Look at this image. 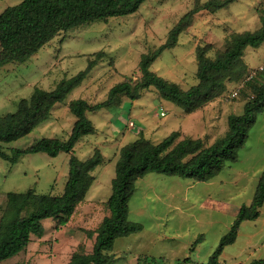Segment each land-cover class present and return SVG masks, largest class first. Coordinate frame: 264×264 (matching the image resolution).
<instances>
[{
  "label": "rangeland",
  "instance_id": "obj_1",
  "mask_svg": "<svg viewBox=\"0 0 264 264\" xmlns=\"http://www.w3.org/2000/svg\"><path fill=\"white\" fill-rule=\"evenodd\" d=\"M21 1L0 0V13ZM198 1L202 5L209 0H149L134 14L111 18L108 22L98 21L68 35L60 34L25 64L1 68L0 114L7 115L14 113L19 102L30 98L35 89L53 90L62 79L85 70L89 59H95L97 52L107 53L84 82L56 104L47 121L24 138L3 143L5 150L25 149L43 138L67 140L76 120L68 104L77 99L100 103L125 77L137 78L141 55L164 44L170 30ZM263 6L264 0H238L214 13L200 12L180 35L178 45L164 51L152 64V70L183 89L196 85L197 46L211 44L208 55L215 58L224 51L233 33L253 32L261 26ZM246 61L249 72L256 70L264 62V45L259 49L248 48ZM238 83H229L225 94L213 104V110H203L202 114L197 113L199 116H177L174 109L184 111L162 99L153 88L136 101L127 98L119 107L89 113V119L98 130L78 143L75 155L84 160L100 148L107 160L106 165L94 173V192L87 193L86 202L69 225L71 228L64 226L58 230L56 221L44 220L43 241L34 238L30 252L5 264H66L80 244L91 248L92 240L84 231L95 230L108 215L105 202L112 192L113 158L123 142L120 138L128 127L133 129L130 118L140 117L142 127H148L146 137L155 144L178 131L180 139L201 138L209 146L225 135L231 114L243 113L247 101L242 93L245 89L237 98L228 97ZM161 112L166 116L161 117ZM137 136L135 131L127 135ZM105 140L101 148L97 142ZM126 140L124 143L132 139ZM69 158L66 153L55 158L43 153L32 154L15 165L0 158V217L5 194L9 192L33 189L37 194L61 195L68 180ZM263 172L264 113L258 116L238 160L228 163L212 180L198 182L157 173L139 179L129 203V220L142 225L143 229L116 240L112 251L114 264L207 263L234 224L239 209L251 204ZM260 212L258 219L241 224L236 242L227 246L220 256L221 263L250 264L264 259V206Z\"/></svg>",
  "mask_w": 264,
  "mask_h": 264
},
{
  "label": "trees",
  "instance_id": "obj_2",
  "mask_svg": "<svg viewBox=\"0 0 264 264\" xmlns=\"http://www.w3.org/2000/svg\"><path fill=\"white\" fill-rule=\"evenodd\" d=\"M147 1L22 0L17 5L9 6L0 13V69L11 64H25L60 34L68 35L98 21L108 22L111 18L134 14ZM237 1L209 0L202 5L198 1L170 30L164 44L141 55L137 78L125 77L110 89L103 102L92 104L84 99L72 100L68 109L76 120L67 140L43 138L25 149L13 148L9 152L2 146L3 143L26 137L47 121L56 104L63 102L84 82L107 55L106 52H97L95 59H89L85 70L72 78L62 79L53 90L35 89L30 98L19 102L14 113L0 114L2 160L15 165L24 156L32 154L43 153L52 158L62 153L70 155L68 180L61 195L37 194L33 189L5 194L6 202L0 217V264L25 252L32 237L42 238L45 234L44 220L53 219L59 230L70 222L77 208L85 202L95 180L96 169L105 165L99 149L85 160L75 155L76 145L84 137L97 132L88 117L89 113L96 114L119 107L123 98L136 101L144 91L153 88L162 99L189 115L214 103L225 94L229 83H238L249 74L250 68L245 61L247 49H259L264 45V6L260 15L261 26L253 32L233 33L224 51L219 52L215 58L208 55L212 49L211 44L197 46L198 83L189 89H183L151 68L164 51L178 45L180 35L191 26L200 12L206 10L214 13ZM244 89L242 93L247 101L243 113L231 114L225 135L209 146L201 138L180 139L178 131L157 144L139 132L136 141L123 146L115 166L111 196L105 202L108 215L95 230L84 231L92 240V247L80 244L67 264H114L112 251L116 240L142 231V225L129 220V203L136 193L139 179L157 173L208 182L218 176L228 163H235L240 150L248 142L258 116L264 113V71L247 81ZM263 206L264 172L251 204L240 208L234 224L205 264H222L219 258L227 246L236 242L241 224L258 219ZM251 264H264V259L255 260Z\"/></svg>",
  "mask_w": 264,
  "mask_h": 264
},
{
  "label": "crops",
  "instance_id": "obj_3",
  "mask_svg": "<svg viewBox=\"0 0 264 264\" xmlns=\"http://www.w3.org/2000/svg\"><path fill=\"white\" fill-rule=\"evenodd\" d=\"M20 3V2H19ZM15 5H17V4H15ZM12 6H14V5H12ZM247 53V52H246ZM245 61H246V56H245ZM246 63H247V61H246ZM248 64V63H247ZM138 76H139V74H138ZM150 90H153V89H150ZM146 91H148V90H146ZM145 92V91H144ZM143 95V94H142ZM142 97V96H141ZM106 99V98H105ZM125 99H127V98H123V101H122V103L124 102V100ZM103 102V101H102ZM215 103V102H214ZM214 103H211V104H209L208 106H206L204 109H202L201 111H199V112H195V113H192V114H197V113H200L201 112V114H202V112H203V110H209L210 108L213 110V104ZM174 112L176 113V115L177 116H180L181 118H184V117H188L189 115H192V114H189V115H187V114H184V113H180V112H177L175 109H174ZM162 113V112H161ZM156 115H158V114H156ZM160 116H161V114H160ZM165 116H166V114H165ZM165 116H161V117H165ZM196 116H199L198 114L196 115ZM201 117V116H200ZM203 117H201V119H202ZM140 117H137V118H130V120H129V122H133L134 123V125L136 124V126L135 127H133V129H131V128H129L128 127V129H127V131L124 133V137H121L120 138V141H123V142H121L122 144H119V152H118V154L116 155V156H114V158H113V160H114V163H115V166H116V163H117V161H118V159H119V153H120V150H121V148L123 147V146H125V145H127V144H130V143H132V142H134V141H136L138 138H139V135H138V133L139 132H142L143 134H144V136H145V138H147L148 139V137H146V134H147V130H148V127L147 128H143L142 127V124L140 123ZM202 121V120H201ZM95 125V124H94ZM98 130V129H97ZM133 131H135L136 132V135H138L137 137H127V135H129V133H131V132H133ZM85 138V137H84ZM83 138V139H84ZM126 138H129V139H132L131 140V142H127V143H124V141H127L126 140ZM82 139V140H83ZM81 140V141H82ZM149 140V139H148ZM80 141V142H81ZM79 142V143H80ZM105 142H107V140H105L104 142H97L98 143V145L102 148V147H104L101 143H105ZM78 145V144H77ZM76 145V146H77ZM76 148V147H75ZM97 149H99L100 151H101V149L100 148H97ZM102 152V151H101ZM103 155V154H102ZM92 156V155H91ZM90 156V157H91ZM89 158V157H88ZM85 160V159H84ZM106 163H107V160L105 159V165H106ZM105 165H103V166H105ZM103 166H100V167H103ZM98 169V168H97ZM96 169V170H97ZM115 176V175H114ZM95 179H96V177H95ZM93 188H94V184L91 186V188H90V190H93ZM90 190L88 191V193L90 192ZM95 190V189H94ZM94 190H93V192H94ZM85 202H86V199H85ZM84 205V203L83 204H81L78 208H77V210H76V212H75V214L73 215V217L71 218V220H70V222L66 225L67 227H69V228H71L69 225L71 224V222L73 223V220H74V218H75V216H76V214H77V212H78V210H79V208L81 207V206H83ZM240 210V209H239ZM261 211V210H260ZM260 214H261V212H260ZM86 218V216L83 214V218ZM52 221L54 222V220L52 219ZM52 222V223H53ZM77 222V221H76ZM75 222V223H76ZM102 222V221H101ZM51 223V224H52ZM43 224H44V221H43ZM45 226V225H44ZM240 232V231H239ZM45 233H46V227H45ZM241 234V233H240ZM45 235V234H44ZM239 235V234H238ZM34 238H36V237H32V241H31V243H30V245H29V247L27 248V250L25 251V252H23L22 254H27L28 252H30L33 248L31 247V245L33 244V241H34ZM38 241H43V238H36ZM58 243H59V241H58ZM64 244H65V242H64ZM63 244V245H64ZM35 249H37V248H35ZM74 253V252H73ZM72 253V254H73ZM71 254V255H72ZM70 259H71V256L69 257V261H70ZM259 260H262V259H259ZM68 261V262H69ZM67 262V263H68ZM66 263V264H67ZM252 263V262H251ZM250 263V264H251ZM223 264V263H222Z\"/></svg>",
  "mask_w": 264,
  "mask_h": 264
},
{
  "label": "built area",
  "instance_id": "obj_4",
  "mask_svg": "<svg viewBox=\"0 0 264 264\" xmlns=\"http://www.w3.org/2000/svg\"><path fill=\"white\" fill-rule=\"evenodd\" d=\"M262 71H264V62L256 70L249 72V74L229 92L228 97L237 98L239 96L240 91L245 88L246 82L254 79L257 76V73ZM161 116H165V113L162 112ZM130 126L134 127V123L131 122Z\"/></svg>",
  "mask_w": 264,
  "mask_h": 264
}]
</instances>
